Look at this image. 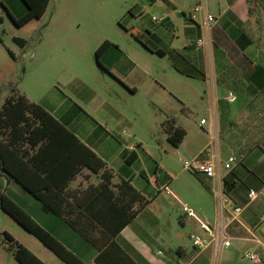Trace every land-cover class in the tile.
<instances>
[{"label": "crops", "instance_id": "crops-1", "mask_svg": "<svg viewBox=\"0 0 264 264\" xmlns=\"http://www.w3.org/2000/svg\"><path fill=\"white\" fill-rule=\"evenodd\" d=\"M174 1L148 0L142 5L134 4L131 15L137 26L133 30L138 40L143 37L147 40L148 43H142L145 42L143 46L151 54L167 58L180 74L204 81L210 101L209 115L201 118L206 119V123L200 125L206 134L191 133L179 125L187 134L176 152L213 161L216 164L214 177L193 172L175 173L170 166L148 163L145 150L137 146V143L143 145L142 142L126 136L125 129H120L121 121L108 129V125L96 118L92 120L91 113L61 89L59 96L39 102L26 96L40 103L105 160L114 174L113 184L131 179L149 200L134 221L114 238L136 264H249L242 260L247 251L257 252L260 256L257 264H264V197H250L251 189L264 190V0H196L188 13L182 11L181 30L173 16L178 13ZM4 4L15 17L27 12L22 0H4ZM154 7L161 14L152 15ZM197 7L199 9L195 10ZM5 15L17 29L31 21L16 26L0 5V53L6 50L15 58L6 45L5 35L20 47L27 45L22 46L27 39L16 35L12 29L7 31ZM209 15L214 16V22L209 21ZM154 16L158 19L154 20ZM105 40L112 44L100 56L104 68L99 70L96 66L106 76L104 83L118 96H135L151 79V69L143 66L135 53L124 51L116 41ZM230 91L237 96L233 102L227 99ZM132 144L134 148L129 147ZM132 151L137 157L128 163L126 157ZM230 156L238 160L231 168H226ZM100 182L99 175L85 167L71 181L70 189L83 190ZM0 189L82 262L98 264L99 249L64 218L44 210L41 201L1 167ZM225 196L230 201L220 210L219 200ZM172 198L181 206L179 221L183 230L175 228V222L169 217ZM184 205L199 218L223 230L231 245L226 247L219 240L218 248L215 244L202 250L197 248L194 236L207 237V233L195 217L184 211ZM235 205L244 207L236 218L232 212ZM190 224L195 228L187 233L185 230ZM54 255L60 261L57 264H66Z\"/></svg>", "mask_w": 264, "mask_h": 264}, {"label": "rangeland", "instance_id": "rangeland-1", "mask_svg": "<svg viewBox=\"0 0 264 264\" xmlns=\"http://www.w3.org/2000/svg\"><path fill=\"white\" fill-rule=\"evenodd\" d=\"M147 1L51 0L42 18L33 19L21 29L11 25L5 15L7 31L12 29L28 43L20 47L5 35L6 45L15 58L1 49L4 51L0 53V107L12 94L13 87L37 102L59 96L61 89L69 98L79 101L94 117L92 120L96 118L108 129L121 121L120 129H125V135L142 142L141 150H145L148 163L155 166L160 163L170 166L175 173L189 174L183 162L192 158L182 151L176 152L168 140L164 122L170 116L191 133L205 135L200 121L209 115L210 101L203 80L180 74L167 58L151 54L143 46L148 43L144 37L137 39L131 7ZM174 3L178 13L173 16L181 30L182 13H188L196 0ZM155 13L161 14L157 7L152 10V15ZM106 38L119 43L124 51L135 53L141 64L151 69V79L133 97L118 96L104 83L106 76L96 67V49ZM171 189L177 191L172 186ZM169 203V217L175 228L182 229L181 206L174 198ZM194 228L190 224L185 232L191 233ZM4 231L50 264L60 262L53 251L0 207V264H20Z\"/></svg>", "mask_w": 264, "mask_h": 264}, {"label": "trees", "instance_id": "trees-1", "mask_svg": "<svg viewBox=\"0 0 264 264\" xmlns=\"http://www.w3.org/2000/svg\"><path fill=\"white\" fill-rule=\"evenodd\" d=\"M22 1L27 12L15 17L4 0H0V5L19 27L42 18L51 0ZM23 41L22 46H25L28 41ZM111 44L109 40L103 41L96 49L95 57L100 59ZM165 130L175 147L187 134L174 118L166 120ZM137 146L142 148L139 143ZM136 157L132 151L126 160L132 163ZM0 167L38 198L44 210L64 218L96 246L100 251L96 258L98 264H136L114 238L134 221L140 208L149 200L131 179L113 184L114 174L107 168L105 160L40 103L31 101L16 87L0 107ZM85 167L99 175L101 182L83 190H71V181ZM0 207L66 264H85L1 189ZM4 236L13 245L14 257L20 264H46L11 233L4 231Z\"/></svg>", "mask_w": 264, "mask_h": 264}, {"label": "built area", "instance_id": "built-area-1", "mask_svg": "<svg viewBox=\"0 0 264 264\" xmlns=\"http://www.w3.org/2000/svg\"><path fill=\"white\" fill-rule=\"evenodd\" d=\"M199 7H197L195 10H198ZM193 14H190V17H193ZM154 20H157L158 17L154 16ZM208 19L210 22H214L215 18L213 15H209ZM227 99L230 102H233L237 99V96L234 92H229L227 95ZM206 123V119H202L200 124L204 125ZM135 144H132L129 146L130 148H134ZM238 158L236 156H230L227 163L225 164L226 168H231L234 162H236ZM184 167L186 170L197 173V174H203L206 177H214L216 175V164L209 160V159H201V158H192V159H185L184 160ZM168 189V187H167ZM257 196H263L264 197V190L262 191H256L254 189L250 190V197L255 198ZM230 199L225 196L222 197L219 200V207L220 210H223L228 204ZM244 207L235 205L233 208V214L235 218L243 211ZM184 211L188 213L189 216L195 217L201 228L207 233V237H203L201 235H195L193 238L194 245L199 248L200 250L204 249L205 247L215 244V246L218 248V242L221 241L222 245H225L226 247H229L231 245V240L228 238V235L218 228V226L212 225L211 223L199 218L195 212L188 207L187 205H184ZM262 220L264 221V212L262 214ZM242 260H246L249 262V264H257L260 262V256L255 251H247L244 252L242 255Z\"/></svg>", "mask_w": 264, "mask_h": 264}, {"label": "water", "instance_id": "water-1", "mask_svg": "<svg viewBox=\"0 0 264 264\" xmlns=\"http://www.w3.org/2000/svg\"><path fill=\"white\" fill-rule=\"evenodd\" d=\"M95 62H96V66L98 67L99 70H102L104 68L103 65L101 64L99 58L95 57Z\"/></svg>", "mask_w": 264, "mask_h": 264}]
</instances>
